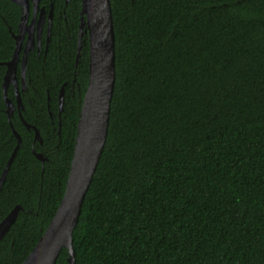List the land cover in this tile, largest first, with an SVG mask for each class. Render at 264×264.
Masks as SVG:
<instances>
[{
    "label": "trees",
    "instance_id": "trees-1",
    "mask_svg": "<svg viewBox=\"0 0 264 264\" xmlns=\"http://www.w3.org/2000/svg\"><path fill=\"white\" fill-rule=\"evenodd\" d=\"M66 2L40 1L47 13L53 6L52 30L28 55L21 115L43 143L17 108L22 144L0 189V223L22 209L0 241V264L24 263L66 189L89 77L87 44L76 64L81 2ZM110 2L115 87L74 264H264V0ZM21 13L0 0V63L15 52ZM6 70L0 178L17 146ZM8 98L16 104L13 85ZM68 256L63 249L56 264Z\"/></svg>",
    "mask_w": 264,
    "mask_h": 264
},
{
    "label": "water",
    "instance_id": "water-1",
    "mask_svg": "<svg viewBox=\"0 0 264 264\" xmlns=\"http://www.w3.org/2000/svg\"><path fill=\"white\" fill-rule=\"evenodd\" d=\"M10 1L19 5L22 13L18 34L12 32V36L15 39V52L9 62L0 63V65L7 68L3 81V95L8 119L17 138V146L0 178V189L22 144V138L11 122V118L17 108L25 126L35 131V141L43 143L37 128L28 124L21 115L23 108L21 92H23L25 83H27L26 65L28 55L34 50L36 43L40 45L41 42L46 9L40 7L41 0ZM68 1L70 0H67L66 3ZM80 2L81 12L76 64L79 62L82 50L83 28L86 27L85 32L89 38V77L79 116L74 155L64 196L58 210L43 236L23 264H56L63 249L67 250L69 254L68 264H74L73 233L77 227L86 194L99 165L108 134L111 102L115 87V33L111 2L110 0H80ZM38 12L40 16H38ZM47 17V42L49 43L52 30L53 6H51ZM21 54L20 70L22 79L19 82L17 73ZM19 83L22 88H20ZM11 85L15 88L16 104L8 98V90ZM65 85L60 92L59 114L63 111ZM59 126H61V119L59 120ZM34 154L44 166V162L47 159L43 154L35 151ZM21 209L20 206L15 207L0 223V241L15 222Z\"/></svg>",
    "mask_w": 264,
    "mask_h": 264
},
{
    "label": "flooded vegetation",
    "instance_id": "flooded-vegetation-1",
    "mask_svg": "<svg viewBox=\"0 0 264 264\" xmlns=\"http://www.w3.org/2000/svg\"><path fill=\"white\" fill-rule=\"evenodd\" d=\"M69 2V1H68ZM41 7V6H40ZM38 16H40V13L38 12ZM48 13L46 12V19L44 20V23H43V31H42V35H41V39H42V37H43V34H44V32H45V30H47V28H48ZM53 18V17H52ZM30 19H31V17H30ZM37 30V29H36ZM85 30H86V27H84L83 28V35H82V48L84 47V46H86V44L88 45V49H89V38H88V35H87V33L85 32ZM47 33H48V31H47ZM36 35H37V31H36ZM41 42H42V40H41ZM41 42H40V45H38L37 43H36V46H37V49H38V52H40V50H41V48H42V45H41ZM36 46H35V48H36ZM35 48H34V50H35ZM33 51V50H32ZM31 51V52H32ZM30 52V53H31ZM29 53V54H30ZM21 59H22V54H21V57H20V64H19V66H18V71H19V67L21 66ZM19 73V72H18ZM17 73V74H18ZM19 77H20V79H19V82L21 81V79H22V74H21V70H20V73H19ZM26 81H27V83H25V87H24V89H23V92H25V93H27V92H29V85H30V83H31V81H30V79L28 78V76H27V69H26ZM19 86H20V88H22L21 87V84L19 83ZM23 92H21V94L23 93Z\"/></svg>",
    "mask_w": 264,
    "mask_h": 264
}]
</instances>
